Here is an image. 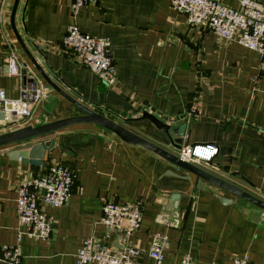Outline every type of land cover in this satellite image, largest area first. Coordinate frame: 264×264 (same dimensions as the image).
I'll return each instance as SVG.
<instances>
[{"label": "crops", "instance_id": "1", "mask_svg": "<svg viewBox=\"0 0 264 264\" xmlns=\"http://www.w3.org/2000/svg\"><path fill=\"white\" fill-rule=\"evenodd\" d=\"M13 1L0 0V89L17 97L19 80L6 62L13 48L41 100L28 122H0V133L84 114L45 80L20 44L11 25ZM73 22L110 39L112 82L97 78L62 48ZM14 26L36 64L69 96L173 153L169 136L141 118L142 112L170 127L185 123L184 144L218 147L211 161L194 164L264 200V59L258 52L188 27L169 0H97L82 5L77 16L70 0H19ZM43 138L46 144L54 140L44 152L47 166L63 163L76 178L64 206L43 205L51 220L49 238L22 235L21 264H75L87 237L115 246L114 234L99 223L107 199L142 204L140 228L131 236L141 264H154L147 251L157 232L169 240L161 264H178L186 253L196 264H230L233 256L264 264L263 209L92 122L74 123L32 142ZM11 146L0 147V248L14 244L20 231L19 182L47 167L10 158ZM218 196L231 201L222 203Z\"/></svg>", "mask_w": 264, "mask_h": 264}, {"label": "built area", "instance_id": "2", "mask_svg": "<svg viewBox=\"0 0 264 264\" xmlns=\"http://www.w3.org/2000/svg\"><path fill=\"white\" fill-rule=\"evenodd\" d=\"M3 1V0H2ZM97 0H70L73 16L82 5ZM171 6L184 14L188 27L209 30L223 39L236 41L255 50L264 59V3L261 0H236L231 5L222 0H169ZM111 41L82 31L76 22L70 23L62 37V48L87 67L97 78L112 82L116 78L115 65L108 56ZM9 74L19 80L15 98L6 96L0 89V111L4 124H24L31 118L41 100V92L28 74V66L18 57L13 48L6 56ZM218 147L212 143L183 144L178 150L181 159L191 163L209 162L217 154ZM75 170L63 163H52L45 170L17 186V220L19 233L14 244L0 248V264H21L20 240L22 235L47 240L51 233V220L43 205L64 206L75 182ZM142 204L139 201L118 203L105 200L99 223L107 233H113L116 245L93 237L83 240L75 255V264H141L140 250L131 236L141 225ZM107 236V235H106ZM167 235L155 233L147 254L154 264H161L168 246ZM178 264H196L190 253L184 254ZM230 264H249L247 256H233Z\"/></svg>", "mask_w": 264, "mask_h": 264}, {"label": "water", "instance_id": "3", "mask_svg": "<svg viewBox=\"0 0 264 264\" xmlns=\"http://www.w3.org/2000/svg\"><path fill=\"white\" fill-rule=\"evenodd\" d=\"M18 2L19 0L13 1L12 10H11V25L20 44L23 46L24 50L28 54L32 63L38 69L40 74L45 78V80L53 88H55L61 95H63L74 105H76L80 110H82L84 114L61 118L37 126L26 125L7 132L0 133V147L12 145L8 151V155L10 158L12 159L20 158L21 161L36 166H47V162H45L44 160V152L45 150H50L52 148L54 144V140H51L50 144H46L47 139L43 138L37 142H32L33 139L39 138L45 134L59 130L74 123L92 122L100 127H104L106 129L113 131L122 140L128 143L141 145L155 152L161 157L165 158L169 162H172L173 164L183 168L187 172L195 174L197 178L199 177L203 178L209 181L210 183L216 185L217 187H220L264 210L263 199L249 193L246 190L239 188L238 186L228 182L227 180H224L218 176L213 175L212 173L204 170L203 168L197 166L194 163L181 159L177 153L170 152L165 148L149 141L148 139L132 132L125 126L113 121L112 119L104 116L103 114H100L91 107L86 106L81 102H78L77 100L69 96L67 93H65L56 83H54L48 76H46L45 72L38 66V64H36L34 58L31 55H29L20 36L18 35V32L14 26V16ZM108 56L111 57L110 52H108ZM4 115L5 114L2 111H0V122L4 120ZM141 118L149 119L153 124L157 126V128L164 131L169 136L171 140V144L175 148V150H179L182 147L185 125H186L185 123L177 127H170L169 124L163 122L161 119H159L153 113L148 112L147 110H144L142 112ZM0 128H1V124H0ZM173 135H176V137L173 138L174 137ZM218 198L222 203L231 201L230 199L223 196H218Z\"/></svg>", "mask_w": 264, "mask_h": 264}, {"label": "rangeland", "instance_id": "4", "mask_svg": "<svg viewBox=\"0 0 264 264\" xmlns=\"http://www.w3.org/2000/svg\"><path fill=\"white\" fill-rule=\"evenodd\" d=\"M80 99V98H79ZM83 101V100H82ZM176 153H178V150L176 151ZM254 208H256V207H254ZM257 210H258V207H257ZM260 212L262 213V214H264V211H261L260 210Z\"/></svg>", "mask_w": 264, "mask_h": 264}, {"label": "flooded vegetation", "instance_id": "5", "mask_svg": "<svg viewBox=\"0 0 264 264\" xmlns=\"http://www.w3.org/2000/svg\"><path fill=\"white\" fill-rule=\"evenodd\" d=\"M184 144V143H183Z\"/></svg>", "mask_w": 264, "mask_h": 264}]
</instances>
